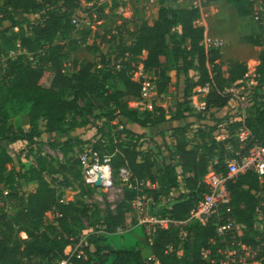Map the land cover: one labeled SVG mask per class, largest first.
Segmentation results:
<instances>
[{
	"label": "trees",
	"instance_id": "1",
	"mask_svg": "<svg viewBox=\"0 0 264 264\" xmlns=\"http://www.w3.org/2000/svg\"><path fill=\"white\" fill-rule=\"evenodd\" d=\"M110 1L119 5V0ZM190 1L156 0L157 17L151 24L142 23L128 44H118L114 54L101 53L98 62L73 60L74 70L66 74L62 63L66 42L75 27L72 20L88 9L83 7L82 0H0V264H56L65 247L76 243L75 236L82 230L84 218L92 225L101 223L108 232L135 226L130 202L136 191L124 184L115 208L106 207L102 212L93 197L95 189L82 179L73 140L82 148L96 139L93 148L100 156L109 155L114 175H119V169L125 166L130 181L148 179L157 183L155 189L148 191L154 201L169 199L183 183L185 191L165 203L160 212L178 220L184 219L206 192L203 176L211 169L226 172L231 149L245 152L255 143L264 144V50L255 67L257 84L250 90L243 89L254 96L255 102L244 118L251 136L240 147L235 136L241 124L240 114L228 116L232 96L221 92L231 86L243 87L249 71L247 63L236 61L223 68L220 49H206L200 44L206 28L196 22L201 11L190 7ZM226 1L238 16L252 18L250 0ZM169 2L181 5L172 7ZM246 40L264 45V28L259 39L251 33ZM16 43L24 51L10 58L8 50ZM144 51L143 70L152 74L158 96L178 87L183 77V88L176 96L173 110L166 111L159 105L151 110L127 106L125 97L139 96L141 91V79L133 78L136 66L131 57ZM168 52L176 61L174 74L160 60ZM206 82L211 83L212 89L205 97L204 109L209 115L222 109L228 119L223 140H216L213 134L219 123L194 126L192 117L196 114L189 97L195 86ZM117 116L140 129L122 126L111 131L109 126ZM186 116L191 117L190 122L177 123ZM40 121L46 132L56 135L51 144L61 146L64 159L35 152L34 164L26 167L19 161L17 167L8 168L13 157L3 141L13 143L22 139L29 156L42 136ZM170 122L172 155L178 162L165 159L155 168V152L153 148H144L143 143H151L158 152L168 150L160 125ZM25 125L27 129H23ZM13 128L19 131L17 136L11 134ZM79 128L85 129L78 133ZM190 131L196 136L192 146L188 142ZM61 136L65 139L56 138ZM74 185L78 190L75 200L64 202V191ZM226 190L234 217L245 226L244 240L255 244V236L264 239V229L254 228L260 201L256 195L260 190L257 175L248 171L235 181H228ZM49 211H55L53 222L46 220ZM187 229L191 239L185 240L177 236V230H159L153 237L144 230L146 254L133 245L111 248L106 245L107 234H92L84 256L72 258V263L152 264L147 259L151 255L160 264H200V251L209 246L213 226L191 224ZM259 264H264V259Z\"/></svg>",
	"mask_w": 264,
	"mask_h": 264
},
{
	"label": "rangeland",
	"instance_id": "2",
	"mask_svg": "<svg viewBox=\"0 0 264 264\" xmlns=\"http://www.w3.org/2000/svg\"><path fill=\"white\" fill-rule=\"evenodd\" d=\"M118 2L119 5L114 6L113 2L110 0H105L101 5H98L96 0H82L83 7L88 9L87 11L82 10V12H79L77 24L74 27L71 37L66 42L62 63L63 70L66 74H71L74 70L73 60L77 61L84 59L98 62L101 53L114 54L117 52L118 44H128L131 41V39L139 32V26L142 23L151 24L157 17L158 4L156 0H119ZM104 4L106 5L103 6ZM169 5L172 7H178L181 4L179 2H169ZM201 14V18L199 19L202 24L199 25H204L207 28L206 35L223 40V45L220 46L221 66L226 68L236 61L246 62L249 71L248 78L245 79L243 86L246 90L252 89L258 81L254 79V72L255 67L258 64V57L264 50V45L258 46L251 42H247L246 37L251 33H254L255 38L259 39L263 28L262 25L256 22L253 18L238 16L233 5L226 0H207L203 6ZM17 17L19 19L22 18L21 15H18ZM15 30H17V28H15ZM82 39L85 40L83 43L81 42ZM145 55L146 52H143L138 56L131 57V62L136 66V72L133 73L134 79H140L141 77V70H143H140L142 66L141 61ZM160 60L170 74L175 73L174 68L176 61L172 58L169 52L162 55ZM182 79L183 77L181 76L178 87L172 88L170 91L162 94L156 99L157 103L163 106L166 111L173 110L176 103V96L183 88ZM242 93L246 94L244 91ZM252 99L254 104V96H252ZM231 103L232 105L228 116L233 114L237 115L242 112L243 105L240 104V102L235 103L232 100ZM191 106L193 113L196 114L195 117H192L194 120V126L210 122L211 124L219 123L223 125L225 124L224 126H226L228 123V119L224 118V116H226L225 111L222 109L215 110L213 115H209V112L206 110L193 107L192 103ZM251 106L252 105H248L245 107V114H247ZM70 118L71 114L68 116V120H70ZM190 121L191 117L186 116L177 123L185 124ZM122 126L133 130L140 129L139 126H136L122 116H117L109 127L111 128V131H113L115 129H120ZM160 126L161 130L164 131L169 147L168 150L163 149L158 152L151 143H143L144 148H153L155 152V168L160 167L165 159L171 160L175 164L178 162L177 157L172 155L174 143L170 135L171 131L169 130L172 123H165ZM23 129H27V126H23ZM39 129L42 130V136L35 143L34 152L27 157V160L22 159V153L29 154V149L22 139L13 143L8 142L7 140L3 141L4 146L9 150L13 157V161L8 164V168L17 167L19 161H21L26 167L34 164L35 152L48 154L56 160L64 159L61 146H53L51 144L56 135L46 132L42 121L39 122ZM84 129L85 128H79L77 132L81 133ZM146 130L149 131V128ZM11 134L17 136L19 131L17 128H13ZM56 138H59V140L65 139L63 136ZM195 138L196 136L193 131L188 132L189 146L194 144ZM79 148L80 144L73 140V153L77 156V150ZM111 175L113 177V185L116 189L120 188V190H95L93 195L102 212L105 211L106 207L114 209L115 205L122 197L123 183L121 182V178L118 174L114 175L112 170ZM77 191L76 185H74V188L70 187L66 189L62 196L63 201H74ZM183 191H185V186L181 183L180 186L173 191L172 196L169 199H161L155 201L154 204H151L150 211L156 215L160 214L163 205L172 201V198L177 197L178 194ZM259 198H264V186L259 190ZM257 214L259 215V213ZM54 217L55 211H49L46 213L47 222H53ZM263 222L264 219L256 217L255 228H257V230H262ZM93 227L94 225L91 224V221L84 218L83 228L82 230L79 229L78 232L84 231L85 229L91 231ZM144 230L143 226L135 225L128 230H121L120 232L117 231L107 234L109 244L106 245L111 248H114L115 246H138L141 247L144 254H146V236ZM22 234L21 237H25V235Z\"/></svg>",
	"mask_w": 264,
	"mask_h": 264
},
{
	"label": "built area",
	"instance_id": "3",
	"mask_svg": "<svg viewBox=\"0 0 264 264\" xmlns=\"http://www.w3.org/2000/svg\"><path fill=\"white\" fill-rule=\"evenodd\" d=\"M206 1L191 0L190 7L202 11ZM250 1L252 2L253 9L252 18L264 28V1ZM104 2L105 0H98L97 4L101 5ZM72 21L75 25L77 24L76 18ZM196 22L199 23V19ZM200 44L205 46L206 49H220V46L223 45V40L205 35ZM23 51L24 49L21 48L20 44L16 43L14 48L8 50L7 56L15 58L18 53ZM141 69H143V66H141ZM141 71V91L139 96L125 97V101L129 108L151 110L154 105H159L156 101L159 96L155 92L152 74L144 70ZM247 78L248 74H246L245 79ZM211 89L212 85L209 82L195 86L192 95L189 97L193 107L205 110L204 100ZM243 89L244 86L240 88L231 86L227 91L221 92L224 95H231L235 103L240 102L243 105V110L239 113L241 124L235 131V136L241 142L240 147L251 136L250 130L244 124V118L246 115L245 107L253 104L252 95L250 93L248 95L243 94ZM224 125L219 124V128L214 131L213 134L216 140H223L225 138L226 128ZM191 128H193V125H191ZM94 142H96V139H92L90 143L85 144L77 150L82 179L95 190H120V188L116 189L113 185L109 155L102 154L100 156L99 151L93 148L92 144ZM231 151L232 156L227 162L226 172H216L211 169L203 176V182L207 188L206 192L186 217L179 220L152 213L150 205L154 204L155 201L148 191L155 189L157 183L151 182L148 179L130 181L128 168L125 166L121 167L119 169L121 182L123 185L126 184L129 188L136 191V195L130 202L131 215L135 219V225L143 226L152 237L159 230H177V236L181 240H185L191 239V233L187 229L191 224L206 226L211 223L214 235L209 239V246L200 251V264H259L264 259V239L255 236V244L244 240L245 226L236 220L231 207L228 205L229 199L227 197L226 183L228 181H235L240 175L252 171L259 179L260 188L264 186V144L255 143L245 152L234 151L233 149ZM27 157H29L27 154L22 153V159L27 160ZM97 180L100 181L99 186L95 184ZM4 194H7V190L4 191ZM256 195L259 196V191ZM263 216L264 198H261L256 209L255 220L256 217L264 219ZM255 226L254 222V228ZM255 229L257 230V228ZM117 231L120 232L121 230L117 229L115 232ZM110 233L113 232H108L101 223L95 224L91 231L86 229L81 231L75 236L77 238L76 243L65 247L63 250L64 255L57 259L56 264H73L72 258L84 256L85 248L89 245V235ZM169 250H171L170 247ZM147 259L152 260V264H160L158 258L154 256L150 255Z\"/></svg>",
	"mask_w": 264,
	"mask_h": 264
},
{
	"label": "water",
	"instance_id": "4",
	"mask_svg": "<svg viewBox=\"0 0 264 264\" xmlns=\"http://www.w3.org/2000/svg\"><path fill=\"white\" fill-rule=\"evenodd\" d=\"M95 184H96L97 186H99V185H100V181L97 180V181L95 182Z\"/></svg>",
	"mask_w": 264,
	"mask_h": 264
},
{
	"label": "crops",
	"instance_id": "5",
	"mask_svg": "<svg viewBox=\"0 0 264 264\" xmlns=\"http://www.w3.org/2000/svg\"><path fill=\"white\" fill-rule=\"evenodd\" d=\"M202 15V14H201ZM200 18H201V16H200ZM198 24H202V22H200V19H199V23ZM206 28V27H205ZM207 29V28H206ZM145 52V51H144Z\"/></svg>",
	"mask_w": 264,
	"mask_h": 264
}]
</instances>
